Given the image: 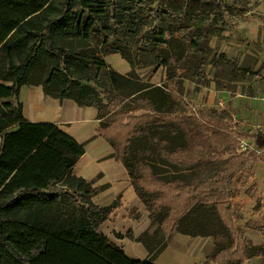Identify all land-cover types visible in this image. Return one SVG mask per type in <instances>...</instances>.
<instances>
[{
    "label": "trees",
    "instance_id": "trees-1",
    "mask_svg": "<svg viewBox=\"0 0 264 264\" xmlns=\"http://www.w3.org/2000/svg\"><path fill=\"white\" fill-rule=\"evenodd\" d=\"M206 22L199 13L181 21L150 0H0V264H154L174 232L213 238L207 263L264 256V244L245 239L232 206L230 182L244 166L220 159L234 153L232 138L217 130L210 136L184 115L176 90L182 63L204 52ZM120 38L147 44L166 82L140 78L138 65L113 41ZM111 54L122 55L132 70L122 75L111 68ZM103 79L109 89L101 93L91 84ZM26 85L98 111L99 135L157 227L137 239L149 251L146 260L129 258L99 232L119 203L96 205L94 182L73 174L84 145L57 125L24 118L16 100ZM142 109L153 115L130 116ZM115 121L119 141L111 132ZM258 231L264 234V226Z\"/></svg>",
    "mask_w": 264,
    "mask_h": 264
},
{
    "label": "rangeland",
    "instance_id": "rangeland-1",
    "mask_svg": "<svg viewBox=\"0 0 264 264\" xmlns=\"http://www.w3.org/2000/svg\"><path fill=\"white\" fill-rule=\"evenodd\" d=\"M150 1L153 7L160 4L163 10L177 14L178 19L184 22L196 13L204 15L208 20L204 24V28L208 30V38L203 41L204 52L197 53L195 59L182 63V69L177 73L181 82L176 90L183 100L184 115L194 116L208 127L210 136L217 130L232 138L234 153L220 156V159L223 162L233 159L237 165H244L230 182L234 200L245 186H252L250 176L253 169L250 165L260 160L264 163V104L259 99L264 97V0ZM113 41L123 55L131 57L138 65L136 71L140 78L152 84L162 85L166 82V70L157 64H151L155 60L150 58L147 44L137 45L127 38ZM106 62L122 75L132 70V66L120 54H111L106 57ZM100 85L91 84L101 93L109 89V83L104 79ZM16 101L21 103L19 96ZM220 101L222 106H219ZM200 112L205 113L208 118L202 119ZM152 115L150 111L142 109L130 116L141 118ZM113 119L111 117L105 121L112 122ZM75 122L70 121L72 124ZM123 123L128 125L127 122ZM96 124L100 126L97 117ZM120 124H115L118 129L114 126L111 130L112 136H116L118 141L123 139ZM243 141L248 143V152L240 151L239 144ZM93 182L99 191L94 198L95 204L101 207L103 203H109L110 198L102 193L107 186L100 187L96 180ZM158 190L159 184L156 186V191ZM157 203L160 204V199L155 201V205ZM235 209L241 217V210ZM238 222L239 220L237 224ZM248 225L259 230L264 226V218L260 223L250 221ZM156 229L157 227H152L150 231L154 232ZM102 230L105 231V228Z\"/></svg>",
    "mask_w": 264,
    "mask_h": 264
},
{
    "label": "crops",
    "instance_id": "crops-1",
    "mask_svg": "<svg viewBox=\"0 0 264 264\" xmlns=\"http://www.w3.org/2000/svg\"><path fill=\"white\" fill-rule=\"evenodd\" d=\"M18 96L26 120L57 125L85 146V155L76 164L73 174L88 181L96 180L100 187L107 186L102 193H106L111 201L101 206H111L116 201L119 203L99 232L120 246L129 258L146 260L149 251L137 239L152 228L149 212L135 194L126 168L115 156L109 142L99 135L100 126L96 124L98 111L92 107H78L71 99L60 101L46 96L42 86L26 85ZM74 120L75 124L70 123ZM250 166L253 169L250 176L252 186H245L241 194L232 200V206L241 210L238 225L243 229L245 238L260 246L264 244V235L248 223H260L264 218V163L260 160ZM129 232L133 238L127 237ZM117 234L123 237L116 238ZM213 250L214 239L211 237L194 238L174 232L169 235L166 249L154 264H213L206 262ZM246 264H264V256L254 257Z\"/></svg>",
    "mask_w": 264,
    "mask_h": 264
},
{
    "label": "built area",
    "instance_id": "built-area-1",
    "mask_svg": "<svg viewBox=\"0 0 264 264\" xmlns=\"http://www.w3.org/2000/svg\"><path fill=\"white\" fill-rule=\"evenodd\" d=\"M260 101L264 104V97H260L259 98ZM222 101L219 102V106H222ZM239 148H240V151L243 153V152H248L250 150L249 146H248V143L243 141L239 144Z\"/></svg>",
    "mask_w": 264,
    "mask_h": 264
}]
</instances>
